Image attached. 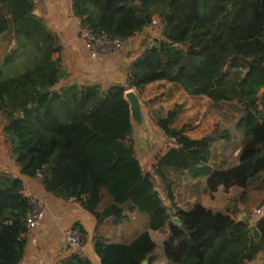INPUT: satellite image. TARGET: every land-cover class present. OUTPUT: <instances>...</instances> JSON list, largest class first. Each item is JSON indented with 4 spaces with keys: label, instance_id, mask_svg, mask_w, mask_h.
Segmentation results:
<instances>
[{
    "label": "trees",
    "instance_id": "1",
    "mask_svg": "<svg viewBox=\"0 0 264 264\" xmlns=\"http://www.w3.org/2000/svg\"><path fill=\"white\" fill-rule=\"evenodd\" d=\"M0 5L11 13L14 36L12 40L8 20L0 13L5 42L0 67L24 58L29 47L38 54L37 63L15 77L3 80L0 70L1 143L8 159L20 176L37 179L46 192L78 203L96 226L108 220L120 226L129 214L145 220L144 229L127 241L95 234L97 264H142L145 259L154 264L159 254L169 264H251L264 255V219L254 223L260 233L254 240L249 218L237 219L243 208L235 205L223 213L196 203L182 210L169 180L170 173L204 179L210 198L220 189H239L243 206L250 192L264 193V0H71L81 30L124 45L153 30L151 22L158 17V35L148 33L141 40L125 83L106 89L99 83H65L69 72L55 58L60 39L35 15L33 0H0ZM153 82L241 112L234 166L210 167V144L228 134L189 138L184 128L172 127L176 105L165 117L153 119L166 148L153 154L149 170H143L124 93L132 89L139 95ZM31 210L21 179L11 186L0 183V264H20ZM72 230L84 246L83 227L77 223ZM151 232L164 236L160 251ZM58 264L96 263L73 253Z\"/></svg>",
    "mask_w": 264,
    "mask_h": 264
},
{
    "label": "crops",
    "instance_id": "2",
    "mask_svg": "<svg viewBox=\"0 0 264 264\" xmlns=\"http://www.w3.org/2000/svg\"><path fill=\"white\" fill-rule=\"evenodd\" d=\"M33 1L36 5L35 15L44 20L60 39L61 52L56 54L55 58H59L62 67L69 72L70 76L65 83H99L104 89L111 84L125 83L131 63L142 50L141 38L139 37L142 33L131 38L123 51L100 54L93 59L79 38L80 22L72 14L71 0ZM0 13H3L8 20L9 32L12 36L10 38L14 40L9 9L4 5H0ZM148 32L150 31L148 30ZM37 61L38 54L36 50L33 47H29L24 58L0 67L1 78L7 80L15 77L32 68ZM12 66H15V69H9ZM7 68L9 70L6 71ZM162 83L166 82H153L146 85L138 96L146 94L147 88L150 86ZM177 91L182 92L178 89ZM1 141L2 134L0 131V183L11 186L15 178L21 179L23 194L25 196H35L43 211L40 223L29 234H25L26 245L20 264H58L66 256L65 232L72 229L77 223L83 227L87 234V240L84 245L85 256L97 264L98 260L93 253L92 237L106 221L96 226L95 219L84 211L78 203L73 200H63L52 193L46 192L37 179L20 176L18 168L6 156ZM235 205L239 208L243 206L241 200L233 203V206ZM256 210L259 211L257 216H251V218L246 216V219L249 218L250 225H254L255 221L260 218L264 219V206ZM221 212L225 213L226 211ZM241 215L243 213L239 214L237 219ZM113 234L118 237L121 233ZM99 236L107 239L104 235ZM166 264L169 263L166 262ZM251 264H264L263 253L259 254Z\"/></svg>",
    "mask_w": 264,
    "mask_h": 264
},
{
    "label": "rangeland",
    "instance_id": "3",
    "mask_svg": "<svg viewBox=\"0 0 264 264\" xmlns=\"http://www.w3.org/2000/svg\"><path fill=\"white\" fill-rule=\"evenodd\" d=\"M153 20L156 22L153 25L154 29L149 30L150 32L147 30L145 33H142L139 36L141 40L148 33L151 35V38L153 36L157 37L158 17L154 16ZM4 46L5 42L1 40V52ZM124 48L125 46L121 51ZM139 98L151 129L150 139L145 140L133 128L134 150L143 170H149L153 154L161 152L166 148V140L155 126L153 119L165 117L166 113L174 109L176 105L179 107V113L172 127L176 129L184 128L185 134L189 138L201 139L213 133L222 135L225 132V134H228V137L216 139L210 144L211 158L209 165L212 169L216 167L225 169L236 164V154L240 145V132L236 124L241 116V112L237 108L228 104L214 105L202 96H188L183 92L177 91V88L168 83L150 86L147 88V93L141 94ZM169 180L172 182L171 190L175 196L176 205L185 211H189L196 203L207 207H214L219 212L225 211L224 207H233V203L241 200L242 196L239 189L232 188L228 191L220 189L210 198L209 193L204 190V179L191 180L184 176L170 173ZM158 190L160 191V187H158ZM263 198L264 193L250 192V197L247 199L245 205L242 206L243 215L249 216V218L257 216L256 209L259 208V203ZM175 218L177 219V217ZM144 226L145 220L142 217L137 214H129L128 220L117 227H113L109 220L106 221L99 227L96 234L104 235L109 241L123 242L130 239V235L133 236L134 233L143 230ZM113 233L121 234L116 237ZM151 237L156 242L160 251L164 236L158 232H151ZM82 254L85 255V250ZM154 264H166V262L159 254Z\"/></svg>",
    "mask_w": 264,
    "mask_h": 264
},
{
    "label": "built area",
    "instance_id": "4",
    "mask_svg": "<svg viewBox=\"0 0 264 264\" xmlns=\"http://www.w3.org/2000/svg\"><path fill=\"white\" fill-rule=\"evenodd\" d=\"M151 24L155 25L156 22L153 20ZM79 38L84 43L90 57L93 59L100 54L119 52L125 46L117 39H109L103 36L95 37L89 32L81 29L79 32ZM26 197L30 200L32 205V210L28 213L26 218L27 234H29L42 220L43 211L35 196L26 195ZM256 213L258 214L259 211L257 210ZM65 241L67 245L66 256L73 253H84V246L81 245L79 234L76 231L72 229L67 230L65 232Z\"/></svg>",
    "mask_w": 264,
    "mask_h": 264
},
{
    "label": "water",
    "instance_id": "5",
    "mask_svg": "<svg viewBox=\"0 0 264 264\" xmlns=\"http://www.w3.org/2000/svg\"><path fill=\"white\" fill-rule=\"evenodd\" d=\"M124 99L129 106L130 120L133 128L139 132L142 139L149 140L151 136V129L138 94L134 90L128 89L124 93ZM238 220L245 221L246 216L241 215ZM173 222L180 226V221L178 219L174 218ZM250 230L252 238L254 240H258L260 238V233L256 227L251 225ZM142 264H147V259H145Z\"/></svg>",
    "mask_w": 264,
    "mask_h": 264
}]
</instances>
